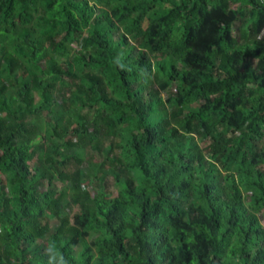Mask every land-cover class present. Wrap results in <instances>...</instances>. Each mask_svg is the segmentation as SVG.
Returning a JSON list of instances; mask_svg holds the SVG:
<instances>
[{"label": "trees", "instance_id": "obj_1", "mask_svg": "<svg viewBox=\"0 0 264 264\" xmlns=\"http://www.w3.org/2000/svg\"><path fill=\"white\" fill-rule=\"evenodd\" d=\"M263 211L264 0H0V264H264Z\"/></svg>", "mask_w": 264, "mask_h": 264}, {"label": "rangeland", "instance_id": "obj_2", "mask_svg": "<svg viewBox=\"0 0 264 264\" xmlns=\"http://www.w3.org/2000/svg\"><path fill=\"white\" fill-rule=\"evenodd\" d=\"M50 218L52 219L53 223H56L57 220H56V218L54 216H50ZM262 223L264 224V211L262 213Z\"/></svg>", "mask_w": 264, "mask_h": 264}]
</instances>
